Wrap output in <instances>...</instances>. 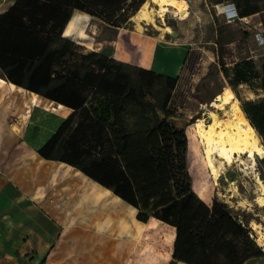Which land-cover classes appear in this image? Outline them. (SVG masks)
I'll use <instances>...</instances> for the list:
<instances>
[{
  "label": "rangeland",
  "instance_id": "374dc122",
  "mask_svg": "<svg viewBox=\"0 0 264 264\" xmlns=\"http://www.w3.org/2000/svg\"><path fill=\"white\" fill-rule=\"evenodd\" d=\"M145 1L144 7H139L141 11L138 9L140 12L136 11L122 26L107 24L98 16L75 9L66 24L65 36L74 40L79 52L101 51L118 60L126 56L125 62L138 66L151 60L150 69L176 78L165 112L159 110L158 121L174 195L193 192L209 208L216 203L217 211L238 220L261 250L259 256L249 257L242 264H264L261 139L251 155L244 156L243 164H233L213 178L194 124L198 118L205 123L211 121L208 112L215 109L211 100L219 93L228 91L240 106L245 100L264 96V0L258 1L259 11L245 16H239L236 2L245 9L248 0H182L184 3L179 7L170 6L160 16L159 5ZM143 12L147 18L141 20L139 14ZM74 22L78 28L69 35ZM154 88L159 89L161 97L167 89L163 80L155 83ZM34 93L0 80V136L19 134L27 137L28 142L42 144L71 112L65 105L53 108L58 103L39 93L36 94L40 105L35 106V100L30 101ZM21 106L23 110L16 112ZM6 145L10 150L15 146ZM24 146L25 150H34L26 143ZM54 164L61 174L58 179L57 174L50 178L51 193L61 220H82L81 223L104 224L109 228L111 222L124 215L127 222L122 231L126 241L132 242L131 252H135V244L138 247V264L177 263L178 259L173 257L175 226L155 217L145 222L138 220L136 208L110 190L75 167ZM190 203L196 204V199ZM133 229L138 232L137 240L131 238ZM209 231L225 240L233 236L228 217H223L218 227ZM237 247L239 251L252 249L241 234ZM207 251L209 260L220 263L235 264L240 259L234 257L235 248L226 243L208 247ZM1 259L0 251V263Z\"/></svg>",
  "mask_w": 264,
  "mask_h": 264
},
{
  "label": "trees",
  "instance_id": "16d2710c",
  "mask_svg": "<svg viewBox=\"0 0 264 264\" xmlns=\"http://www.w3.org/2000/svg\"><path fill=\"white\" fill-rule=\"evenodd\" d=\"M144 1L14 0L0 13V76L71 109L37 148L41 157L69 164L108 188L136 208L138 220L155 217L175 226L174 258L188 264H225L209 260L207 249L226 243L240 257L235 264H242L261 254L246 228L193 192L174 195L158 121L176 78L101 51L79 52L63 34L75 9L122 26ZM248 1L245 9L236 2L239 16L260 10L259 0ZM160 80L167 87L162 97L154 88ZM240 107L264 148V96ZM223 217L233 227L229 240L209 231ZM240 234L252 249H237Z\"/></svg>",
  "mask_w": 264,
  "mask_h": 264
},
{
  "label": "crops",
  "instance_id": "0c3cea01",
  "mask_svg": "<svg viewBox=\"0 0 264 264\" xmlns=\"http://www.w3.org/2000/svg\"><path fill=\"white\" fill-rule=\"evenodd\" d=\"M13 2L0 0V13ZM75 28L78 25L74 22L69 35ZM65 29L66 25L63 34L67 35ZM119 59L127 61L126 56ZM151 62L141 66L149 68ZM20 110L23 106L16 112ZM0 143V264H138V247L135 244V252H131L132 242L126 241L122 231L127 222L124 215L109 228L82 220H61L57 215L50 178L57 174L58 179L61 172L53 165H71L41 157L37 152L41 143L28 142L19 134L0 136ZM7 143L15 144L14 149H8ZM24 143L34 150H25ZM131 234L137 240L135 229ZM176 264L187 263L178 260Z\"/></svg>",
  "mask_w": 264,
  "mask_h": 264
},
{
  "label": "bare ground",
  "instance_id": "6f19581e",
  "mask_svg": "<svg viewBox=\"0 0 264 264\" xmlns=\"http://www.w3.org/2000/svg\"><path fill=\"white\" fill-rule=\"evenodd\" d=\"M152 1L159 5L158 16L162 15L170 6L179 7L184 3L182 0ZM145 4L146 1L143 2L142 6L144 7ZM156 12L155 16L157 14ZM139 17L141 20H144L147 18V14L143 12L139 14ZM167 29L172 34L174 33L169 27ZM0 80L3 82L5 79L0 77ZM9 83L15 86L14 83L10 81ZM37 96L34 93L30 97V101L34 102L35 100V106L40 105L39 97ZM211 101V104L215 107V109L208 112L211 121L205 123L204 119L198 118L194 124L196 135L203 147L206 166L209 168L212 177L217 178L227 167L238 163L243 164L245 162L244 156L249 157L259 145V136L248 121L240 105L231 99L228 91L217 94ZM63 106V104L58 103L53 108L61 109ZM43 107L44 109H48L47 106ZM258 180L260 181V179Z\"/></svg>",
  "mask_w": 264,
  "mask_h": 264
}]
</instances>
